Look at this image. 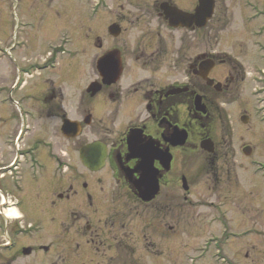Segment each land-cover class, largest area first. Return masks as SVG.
I'll list each match as a JSON object with an SVG mask.
<instances>
[{"label":"flooded vegetation","instance_id":"1","mask_svg":"<svg viewBox=\"0 0 264 264\" xmlns=\"http://www.w3.org/2000/svg\"><path fill=\"white\" fill-rule=\"evenodd\" d=\"M197 4L198 0L191 11H186L193 12ZM110 7L114 8L115 4ZM179 8V0L119 4L108 25V33L94 37L98 53L92 59L90 69L86 48H73L67 42L68 50L63 53H58L52 42L47 44L45 54L40 57L28 59L22 55L23 63L17 65L15 72L16 89L22 99L28 101V108L20 110L21 118L17 111L10 116L14 124L6 136L7 146H0V227H4L5 232L14 234L25 229L20 225V217L6 216L7 210L19 208L22 216L23 210L35 206V200L31 198L39 183V153L31 137L36 132L39 118H61V123L70 120L76 126V130L71 127L68 136L61 132L79 151L85 171L79 172L73 162L65 159L64 173L70 178L67 186L64 183L63 190L57 194L59 201L82 196L91 206L95 200L86 182L87 172L95 175L93 181L100 185L103 193L106 170L110 181L108 195H105L107 200L115 204L144 206L151 218L158 222H148L146 227H153L159 236L166 233L167 227L179 232L176 228L179 220L176 225L169 224L167 217L169 210L173 209L170 202L179 204L181 197L189 198L185 184L190 187L194 181L185 163L190 154L205 156L206 166L198 176L206 173L218 178L215 161L220 159L217 153L224 149V170L228 178L231 176L235 164L232 160L235 157L233 130L230 118H220L223 110L217 101L241 79L236 76V67L218 52L184 51V41L179 39ZM174 16L175 22L171 20ZM112 24L120 27L117 36L109 32ZM25 25L31 31H26L17 45L20 50L29 48L32 41L27 39L41 27L33 22ZM141 26L144 30L139 34L131 33ZM190 29L201 28L194 25ZM184 66L187 74L179 75V69ZM55 70H64L66 78L62 80ZM221 120L224 122L223 147L217 135ZM7 122L8 119L0 117V127L4 128ZM75 132L78 134L73 135ZM87 136L93 139L88 141ZM207 139L213 145L212 152L201 147ZM92 143L105 152L104 164L99 170L89 169L81 157L82 149ZM250 151L251 147H248L244 152L249 154ZM85 176L80 185L75 183ZM180 188L187 195L179 194ZM144 192L155 195L145 201ZM100 205L97 204L90 215L80 217L85 227L82 237L96 253L104 251L106 255L107 251H117L114 256H105L107 264H132L135 240L131 239V243V237L126 232L123 234L128 228L125 220L129 216L117 210L105 214L99 211ZM92 215L98 219L97 223L89 220ZM28 225L26 227H33L32 223ZM82 227L75 229L77 234L83 231ZM143 239L146 249L155 245L148 240L147 234H143ZM8 244L13 245L12 242ZM24 248L18 249L12 260L23 253ZM38 249L45 250L43 246ZM33 251L32 248L29 255ZM82 258L87 264L94 260L86 257V253Z\"/></svg>","mask_w":264,"mask_h":264},{"label":"rangeland","instance_id":"2","mask_svg":"<svg viewBox=\"0 0 264 264\" xmlns=\"http://www.w3.org/2000/svg\"><path fill=\"white\" fill-rule=\"evenodd\" d=\"M146 1L0 0V117L8 119L4 128L0 127V146H7L6 136L14 124L10 116L17 111L21 118L20 110L28 108V101L22 99L15 87L11 89L16 67L23 63V54L28 59L40 57L45 54L47 44L52 42L56 51L63 53L68 50L67 43H71L73 48H86L90 69L92 59L98 53L94 37L108 33V25L114 19L118 5ZM112 3L115 7L111 9ZM195 4L196 0H179V7L184 10L191 11ZM29 22L41 27L27 39L32 41L29 48L20 50L17 45L26 31H31L25 25ZM142 30L144 26L131 33L139 34ZM179 39L184 41L186 52L213 50L220 53L236 67V76L241 79L217 101L223 110L222 115L218 112L220 118H230L233 130L235 157L232 160L235 164L231 176L228 178L224 170V149L217 153L220 159L215 161L218 178L206 173L198 176L206 166L205 156L190 154L185 163L194 181L186 189L189 198L181 197L179 204L170 202L173 209L167 217L169 224L176 225L179 220L176 226L179 232L167 227L166 233L159 236L153 227H146L148 222H158L144 206L115 204L107 200L105 195H108L110 181L106 170L103 193L100 185L93 181L95 175L87 172L86 182L95 200L91 206L82 196L59 201L57 194L63 190L64 183L67 186L70 178L64 173L65 159L73 162L79 172L85 170L79 151L61 132V118H39L36 132L31 137L39 153V183L31 198L35 200V206L22 212L19 220L20 225L25 226L23 231L8 234L0 227V264H87L82 258L83 253L94 258L88 264H107L105 256H114L117 251H107L106 255L104 251L96 253L81 235L85 227L80 217L90 215L99 203V211L105 214L117 210L129 216L125 220L128 228L123 234L126 232L131 237V243L133 238L135 240L132 264H264V0H216L214 16L208 25L195 31L179 28ZM8 46H11V52L5 53ZM54 73L60 74L62 80L66 78L64 70ZM186 74V66L179 69V75ZM243 116L249 118L247 123L242 121ZM221 123L217 135L222 146L224 122L221 120ZM87 137L88 141L93 139ZM248 147H251L249 154L244 152ZM85 178L77 179L75 183L80 185ZM179 194L187 195L182 188ZM93 217L89 220L97 223L98 219ZM29 223L33 227H26ZM81 226L83 231L77 234L75 229ZM143 234L155 242L151 249L145 248ZM9 242L13 245L9 246ZM39 246L49 249H38ZM22 247H32L34 251L29 256L20 252L12 260Z\"/></svg>","mask_w":264,"mask_h":264},{"label":"water","instance_id":"3","mask_svg":"<svg viewBox=\"0 0 264 264\" xmlns=\"http://www.w3.org/2000/svg\"><path fill=\"white\" fill-rule=\"evenodd\" d=\"M215 10V0H198V5L195 8L194 12H188L184 11L179 8V27H184V28H192L194 25L198 28L205 27L209 20L213 17ZM175 9L173 10V12ZM175 22V16L171 18ZM173 22V25H176ZM109 32L112 35L117 36L120 33V27L117 24H112L109 27ZM248 117L243 116L242 121L247 123L248 122ZM73 127L76 130V126H73L70 120H64L63 125H62V132L65 135H69V131ZM78 133H74L73 135H76ZM201 147L205 149L208 152L213 151V145L210 143V140H204L201 143ZM105 152L100 150V147L96 143L88 144L87 147L82 149L81 151V157L84 162V164L89 167L91 170H99L102 168L104 164V158H105ZM170 161V159H169ZM185 189H188V187L185 184ZM153 194H148L147 192L143 193V198L145 201H148L152 199ZM45 250H48L49 247H44ZM32 248H24L23 253L25 255H28L31 253Z\"/></svg>","mask_w":264,"mask_h":264},{"label":"clouds","instance_id":"4","mask_svg":"<svg viewBox=\"0 0 264 264\" xmlns=\"http://www.w3.org/2000/svg\"><path fill=\"white\" fill-rule=\"evenodd\" d=\"M7 215L9 217H18L19 215H21V213L17 209L11 208L8 210Z\"/></svg>","mask_w":264,"mask_h":264},{"label":"bare ground","instance_id":"5","mask_svg":"<svg viewBox=\"0 0 264 264\" xmlns=\"http://www.w3.org/2000/svg\"><path fill=\"white\" fill-rule=\"evenodd\" d=\"M15 209H17L21 213V210H19V208H15ZM7 212H8V210H7ZM6 216L9 217L7 214H6ZM19 217H21V215H19L18 217H10V218H19Z\"/></svg>","mask_w":264,"mask_h":264}]
</instances>
